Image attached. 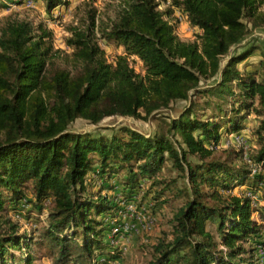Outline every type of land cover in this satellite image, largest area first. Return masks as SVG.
<instances>
[{"label": "trees", "instance_id": "obj_1", "mask_svg": "<svg viewBox=\"0 0 264 264\" xmlns=\"http://www.w3.org/2000/svg\"><path fill=\"white\" fill-rule=\"evenodd\" d=\"M42 2L48 14L67 5ZM262 2L171 0L200 32L196 41L184 42L165 19L172 9L160 11V0H121L115 18L98 30L105 46L123 50L113 62L98 43L90 11L86 27L72 29L65 41L73 73L57 64L64 53L54 49L45 23L0 27V214L21 203L41 210L50 200L37 241L0 224V264H33L34 246L51 264L118 259L104 237L121 204L147 184L156 190L152 201L165 195L183 200L170 221V238L157 240L148 264H256L264 229V60L252 71L239 65L260 49L240 44L264 27ZM131 57L142 64V75ZM175 100L187 105L162 133L148 136L128 127L108 135L70 131L78 119L92 125L110 117L146 120ZM249 114L256 118V148L246 163L243 149L218 146L223 133L244 130ZM164 169L176 170L182 186ZM241 186L247 191L233 193ZM247 192L260 193L257 210Z\"/></svg>", "mask_w": 264, "mask_h": 264}, {"label": "rangeland", "instance_id": "obj_2", "mask_svg": "<svg viewBox=\"0 0 264 264\" xmlns=\"http://www.w3.org/2000/svg\"><path fill=\"white\" fill-rule=\"evenodd\" d=\"M23 1L25 0H12L7 3L0 2V27L9 21H31L35 25L38 23H45L52 31L53 34V47L56 50L63 51L57 64L61 67L73 73L76 71V65L69 57L70 50L66 48L65 41L71 35V30L74 28L84 29L88 24V13L95 11V34L100 47L104 50L106 59L108 62H113L115 57L123 54L121 48H115L112 46H105V44L99 39L100 27L105 26L109 21L115 18L116 12L121 4V0H64L67 1V5L60 6L52 10L49 14L46 12L42 0H33L34 8H25ZM172 9V15L169 18L171 24L175 26L176 36L184 42L196 41L200 32L191 27L184 16L178 11L177 8L171 6V0H160L159 10ZM261 11H264V0L260 7ZM54 14H57V18ZM241 48H247L250 46L259 47V51H256L250 58H248L243 64L239 65V69L252 71L257 69L261 60H264V27L258 28L250 33L241 42ZM130 65L134 68L136 73L143 74L142 64L135 58H130ZM187 102L182 100H175L168 104L167 108H163L157 112H154L148 119H133L122 117H110L101 121L98 125H92L87 121L78 119L71 126L70 131L73 133H86V132H101L108 135L110 130L119 129L121 127H128L133 130L139 131L145 135H153L155 133L165 132L169 121L172 118H176L181 111L186 107ZM245 128L239 133L235 134H222L221 141L219 143L220 149H226L229 145L236 147L237 149H243L246 155L250 150L256 148L254 138L251 136V130L256 125V118L254 115L249 114L244 121ZM239 136L243 140L241 146L236 144H230L234 142L235 137ZM208 148H212L208 146ZM192 163L198 162L197 158L189 157ZM169 163L166 167H169ZM166 178L178 179V186H182L183 180L180 178L179 173L172 169L171 171L163 170L162 173ZM120 175H123L121 173ZM264 175V174H263ZM113 183V182H112ZM116 185V181H114ZM148 184L143 186L134 197L133 201L138 207L142 208V212H137L138 215L130 216L124 215L121 221H124V225L131 226L133 233L131 236L123 235L124 238L119 241V248L126 246V250L122 252L116 249L120 257L113 260L117 264H148V262L154 257L153 246L157 240L165 234L170 238V221L176 211L182 206L183 200L172 199L170 196L165 195L153 204L152 197L156 191L154 188L147 190ZM97 189V188H96ZM115 189V187H114ZM247 186H241L233 189V193L239 194L240 191H247ZM109 194H113L111 191H107ZM26 198L31 199L29 190L25 191ZM248 193V192H247ZM257 200L256 206L253 209H258L261 205L259 201L260 193L255 194ZM33 199V198H32ZM164 201L168 202H162ZM7 210L3 214H0V224L3 230L10 226H15L19 234L27 233L34 238V241L38 240V235L43 226L47 223L45 221L49 212L50 200H46L43 203L41 210L35 209L32 205L19 204L13 209V206L6 205ZM143 209L145 211H143ZM29 210V213H27ZM253 219L258 220L257 212L252 215ZM206 229L212 234H215V228L213 225L207 224ZM264 237V229L261 232V238L258 239L259 243L262 242ZM104 242L109 244V234L104 237ZM248 246V245H246ZM34 257L33 264H51V260L46 256L45 252L38 249L36 246L32 249ZM109 261V262H113Z\"/></svg>", "mask_w": 264, "mask_h": 264}, {"label": "built area", "instance_id": "obj_3", "mask_svg": "<svg viewBox=\"0 0 264 264\" xmlns=\"http://www.w3.org/2000/svg\"><path fill=\"white\" fill-rule=\"evenodd\" d=\"M23 4H24L25 8H34V1L33 0H25V1H23ZM54 16L55 17H52V18H57V14H54ZM234 142L235 143H233V141H231L230 144H236V146L237 145L241 146L243 144V140L240 139L239 136L235 137ZM243 152H244V150H243ZM243 160L246 163H250V161L248 160V155H246L245 153H244ZM251 168H252V173L254 174L256 171V167L251 166ZM246 195L251 200V206L255 207L256 206L255 201L257 200L256 195L251 194V193H246ZM121 206L123 209H122V211L119 212L118 216L116 217V221L113 223V226H112L110 233H109V245L113 249H118L119 251L122 252L123 248L122 247L119 248L120 247L119 241H121L124 238V236H123L124 234L131 236V232L133 233V228L131 226L124 225L125 223H124V221H121V218H123L124 215L134 216V214H135L137 216L138 215L137 212H142V208L138 207L134 202H129L127 204H121ZM143 211H145V210L143 209ZM123 247H124L123 251H125L126 246H123ZM255 262H256V264H264V237L262 239V242L255 245ZM108 264H117V263L113 261V262H108Z\"/></svg>", "mask_w": 264, "mask_h": 264}]
</instances>
